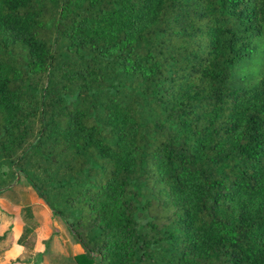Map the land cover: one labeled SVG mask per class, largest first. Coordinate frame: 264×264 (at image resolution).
<instances>
[{"label":"trees","instance_id":"obj_1","mask_svg":"<svg viewBox=\"0 0 264 264\" xmlns=\"http://www.w3.org/2000/svg\"><path fill=\"white\" fill-rule=\"evenodd\" d=\"M16 175L75 264H264V0H0Z\"/></svg>","mask_w":264,"mask_h":264},{"label":"rangeland","instance_id":"obj_2","mask_svg":"<svg viewBox=\"0 0 264 264\" xmlns=\"http://www.w3.org/2000/svg\"><path fill=\"white\" fill-rule=\"evenodd\" d=\"M4 193L6 194L2 193L0 195V216L7 212L6 222L8 225L4 228V223H0V235L5 234L4 239L0 240V264H75L72 255L80 251L78 249L80 247L75 246L73 238L67 232L61 220L42 206L26 181L19 176L11 188ZM15 195H18V198ZM34 202L37 204L33 205ZM29 204L34 206H32L34 213L31 219L27 220L23 217L22 208ZM24 224L31 227L32 235L27 250L19 252L20 250L15 248L12 243L20 235L21 227ZM52 236H55L58 240L54 247L51 246L53 254L45 259L43 258L44 260H40L37 252L45 250L44 252L49 253L50 249L49 245L43 244V246L40 245V242L44 239H49L50 242L53 240ZM32 255L33 257H31Z\"/></svg>","mask_w":264,"mask_h":264},{"label":"crops","instance_id":"obj_3","mask_svg":"<svg viewBox=\"0 0 264 264\" xmlns=\"http://www.w3.org/2000/svg\"><path fill=\"white\" fill-rule=\"evenodd\" d=\"M14 188V187H13ZM5 192V191H4ZM4 192H2L3 194H6V193H4ZM2 193H0V195L2 194ZM15 196H17V198H18V195H15ZM19 197H20V195H19ZM35 202H37L36 200H35ZM34 202V203H35ZM32 203L33 205H36L37 203ZM32 204H29V205H27V206H29L30 208H31V212H32V214L34 213L33 212V205ZM26 205L24 206V207H27ZM33 206V207H32ZM3 212H5V211H3ZM2 213V212H1ZM6 213L7 212H5L2 216H0V223L2 224V223H4L3 225H4V228L8 225L7 224V222H6V218H7V216L8 215H6ZM31 217H32V215H31ZM27 220H30V219H27ZM26 224H24V225H22V226H25ZM21 232H22V227H21ZM53 232H54V230H53ZM21 234V233H20ZM31 235H32V233H31ZM1 236V235H0ZM53 238V240L52 241H50L49 242V239H44V241L43 240H41V242H40V245L42 244H44V245H49V247H50V249H49V253L48 252H44V251H42V252H37V256H39L40 257V260H42L43 258L45 259L46 257H49L50 255H52L53 253H52V247H54V244L56 243V242H58V240L55 238V236H52ZM17 238V237H16ZM16 239H14V241H15ZM14 241H13V245L15 246V248H18L20 251L19 252H21V251H23V248L21 247V246H18V245H16L15 243H14ZM43 245V246H44ZM52 246V247H51ZM75 246H78V245H75ZM35 248V247H34ZM45 249V248H44ZM80 251H78V252H76L75 254H73L72 255V257L74 256V255H76V254H79V253H81V249L80 248H78ZM42 253V254H41ZM20 254V253H19ZM63 254V253H62ZM15 257V256H14ZM24 257H28V256H24ZM31 257H33V255L31 256ZM17 258V257H16ZM43 259V260H44ZM14 260V259H13ZM8 262H10V261H8Z\"/></svg>","mask_w":264,"mask_h":264},{"label":"water","instance_id":"obj_4","mask_svg":"<svg viewBox=\"0 0 264 264\" xmlns=\"http://www.w3.org/2000/svg\"><path fill=\"white\" fill-rule=\"evenodd\" d=\"M18 177H19V176L16 175V177H15V179H14V181H13L12 184H14V183L18 180ZM12 184H11V186H12Z\"/></svg>","mask_w":264,"mask_h":264}]
</instances>
